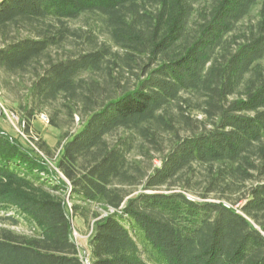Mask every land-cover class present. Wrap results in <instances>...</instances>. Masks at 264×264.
<instances>
[{"label":"trees","instance_id":"1","mask_svg":"<svg viewBox=\"0 0 264 264\" xmlns=\"http://www.w3.org/2000/svg\"><path fill=\"white\" fill-rule=\"evenodd\" d=\"M0 35L64 140L0 128V264H85L75 218L90 264H264V0H0Z\"/></svg>","mask_w":264,"mask_h":264},{"label":"rangeland","instance_id":"2","mask_svg":"<svg viewBox=\"0 0 264 264\" xmlns=\"http://www.w3.org/2000/svg\"><path fill=\"white\" fill-rule=\"evenodd\" d=\"M70 24L75 27H80L84 24V20L79 19L70 22ZM13 35L14 32L10 33L9 36ZM1 44L2 38L0 35ZM70 48H72V45L68 42L64 48L54 49L51 53L54 57L65 56L68 54ZM30 82L31 73L7 74L3 70H0V103L8 112H13L17 115V119H11L0 107V128L11 137L23 143L26 147H36L38 152H40L38 143L45 142L46 146L54 152V158L47 159V162L55 169V159L61 151L64 140L61 138V131L50 124L48 112L42 111L36 114L31 119L29 130H24L26 122L23 117L24 110L20 107V104L26 101ZM43 114L48 117V120L43 118ZM74 130L75 128L72 129V132ZM156 163L159 164L158 161ZM17 230L22 229L17 228ZM72 235L82 252V257L86 259L89 254L88 238L90 230L82 219L75 218L73 220Z\"/></svg>","mask_w":264,"mask_h":264},{"label":"built area","instance_id":"3","mask_svg":"<svg viewBox=\"0 0 264 264\" xmlns=\"http://www.w3.org/2000/svg\"><path fill=\"white\" fill-rule=\"evenodd\" d=\"M0 107L3 109V111L5 112V114L9 118H11V119H17V115L15 113H13V112H8L1 103H0ZM42 116H43L44 119L48 120V117L46 115L43 114ZM84 263L85 264H90L88 257L86 259H84Z\"/></svg>","mask_w":264,"mask_h":264}]
</instances>
